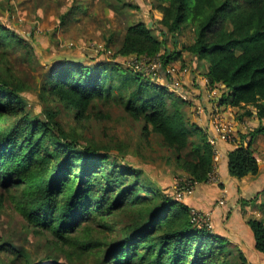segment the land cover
<instances>
[{
    "label": "trees",
    "instance_id": "obj_1",
    "mask_svg": "<svg viewBox=\"0 0 264 264\" xmlns=\"http://www.w3.org/2000/svg\"><path fill=\"white\" fill-rule=\"evenodd\" d=\"M159 1L163 38L144 22L129 25L117 54L159 58L164 70L172 60L184 61L183 51L208 61L210 84L228 90L222 102L256 106L260 124L250 136L263 132L264 0ZM187 23L196 32L194 41L181 50L167 48V33L177 36ZM18 46L31 63L34 49L0 24V190L27 227L68 257L90 256L94 264H247L242 252L237 263L220 235L192 221L191 204L146 186L141 171L98 151L86 133V124L101 114L93 109L98 102L119 104L144 122L146 134L162 137L191 182L206 183L214 169L212 147L202 129L188 127L185 101L133 67L65 58L34 86L45 105L42 116L28 108L24 92L31 87L10 65L9 50ZM159 73L169 81L170 73ZM63 110L74 113L70 128L60 117ZM193 132L200 141L191 142ZM228 168L239 178L259 172L251 141L228 152ZM121 215L131 220L122 225ZM249 224L264 253V219L251 217ZM0 264L46 263L0 241Z\"/></svg>",
    "mask_w": 264,
    "mask_h": 264
},
{
    "label": "rangeland",
    "instance_id": "obj_2",
    "mask_svg": "<svg viewBox=\"0 0 264 264\" xmlns=\"http://www.w3.org/2000/svg\"><path fill=\"white\" fill-rule=\"evenodd\" d=\"M162 18L159 0H0V24L11 29L34 49V59L31 63L26 61L25 49L19 46L9 50V61L14 71L31 87L24 92L28 108L42 116L45 105L39 101L34 86L42 81L51 66L62 59L70 58L87 65L105 61L132 67L131 62L137 58L136 55L125 57L117 54L127 27L144 22L155 36L162 39V30L166 31L161 23ZM195 34L194 29L187 23L177 36L167 33L166 47L170 50H181L184 45L194 41ZM183 59L184 61L179 58L172 60L165 70L160 59L146 62L145 75H151L153 83L169 86V91H173L185 101L183 111L188 120V127L191 130L195 127L202 129L203 141L212 144L215 119L226 118L225 107L230 103L222 102V98L216 99L214 103L219 105L212 113L206 112L202 99H197L195 95L197 87L191 82L190 76L194 70L197 75H202L204 89L213 97L227 93L228 90L224 85L213 87L210 84L206 75L208 61L199 60L196 63L197 57L188 51H183ZM5 68L6 65H3V69ZM168 71L169 81L159 73L165 74ZM242 108L243 113L251 109L247 106ZM93 109L101 114L86 124V133L96 140L98 151H108L112 160L116 159L122 165L141 171V178L146 186L163 191L206 212L211 218L212 231L228 243L237 263H241L237 255L242 252L247 264H264V255L263 258L257 256L254 232L249 230V219L254 216L253 213L248 210L243 217H234L227 230L223 217L219 214L212 215L216 205H219L215 189L221 184L196 181L191 184V176L177 162L173 150L163 145L162 137L155 132L146 134L143 129L144 122L133 119L119 104L98 102ZM254 109L257 110L256 106ZM241 111L243 110L239 112ZM73 114L64 110L60 114L68 128L74 125ZM259 124L253 127H258ZM260 137L264 144V135ZM200 140L199 134L193 132L191 142ZM217 144L219 145V141ZM191 151L190 143L185 154L190 155ZM214 163L217 164L214 166L218 171L221 160ZM179 188L185 190L184 199L176 197ZM202 192H205V196ZM2 193L5 197L0 201L1 242L27 251L31 260L36 263L44 261L50 264L59 261L66 264H94L93 257L70 258L64 251L47 241L45 236L37 235L27 227L26 221L13 208L7 195L0 190V194ZM257 195L258 192H253V197ZM263 195L264 193L261 194ZM256 217L264 219V215ZM118 220L124 225L131 220V216L121 215ZM231 231H237V234ZM225 232L227 236L222 235Z\"/></svg>",
    "mask_w": 264,
    "mask_h": 264
},
{
    "label": "crops",
    "instance_id": "obj_3",
    "mask_svg": "<svg viewBox=\"0 0 264 264\" xmlns=\"http://www.w3.org/2000/svg\"><path fill=\"white\" fill-rule=\"evenodd\" d=\"M197 61L199 62V60H196V63ZM193 72L194 73L191 74L190 78L191 82L197 87L195 95L197 99L199 97L202 99L203 104L205 105V111L210 114L214 111L215 107L219 105L217 103H214V100L216 102V99L219 100V98H222L223 94L215 95L213 97L212 94H209L208 91L204 89L205 83L203 76L197 75V73H195V70ZM223 107L224 106L222 105L221 108ZM242 107L233 105L231 106V104H227L224 113L226 119L234 124L235 132L237 134L240 133L241 136H244L246 129L245 125H242L243 121L245 120V123H248L253 127L255 124L260 123V120L257 115V110L254 109V105H247L249 109L253 108L252 110H248L252 112V114H248V111L243 113L244 109ZM240 110L243 111L239 112ZM246 117H248L249 119H246ZM261 122L262 124H264V120H262ZM261 135H264V131L258 132L254 137L251 136L250 140L251 146L254 149V155L259 162L260 170L257 174L250 173L241 178L232 176L229 173L228 168V152L232 150L235 145L226 141L219 142V147L223 153L222 160L218 168V176L220 177L221 186H217V189H215V193L218 195V199L224 197V202L220 205H216V208H214L215 210L213 211L212 215L217 216V214H219L220 217L222 216L224 227H226V229L229 228L228 226L230 225V221H234V217L236 219L239 218L238 216L243 217V214L248 213V210L254 214V216L252 217L256 219H261L256 216L264 215V195L261 196V194L264 193V144H262L261 142ZM253 192H258V195L253 197ZM202 193V195L205 196V192ZM249 230L250 232H253L251 228ZM245 231L247 232V229H245ZM231 232L233 234H237V231ZM226 234V232L222 233V235L224 236H227ZM263 255L264 253L258 250V258H263Z\"/></svg>",
    "mask_w": 264,
    "mask_h": 264
},
{
    "label": "built area",
    "instance_id": "obj_4",
    "mask_svg": "<svg viewBox=\"0 0 264 264\" xmlns=\"http://www.w3.org/2000/svg\"><path fill=\"white\" fill-rule=\"evenodd\" d=\"M155 61H158L159 58L153 59ZM146 62H150V59L148 58H135L134 61L131 62V65L133 68L137 69V70H141L144 71L145 68V64ZM159 70V69H158ZM167 73H170L169 71ZM214 132L212 137L214 138L211 147L214 153V161L217 163L220 160H222V156L223 153L219 147V145L217 144V141H226L229 143L234 144L235 146L242 144L244 146H248L249 142L251 140V136H250V132L244 134V136H241L240 133L237 134L235 132V126L233 123H231L229 120H227L226 118L220 117L215 119V123H214ZM242 125H245V129L246 130H253L254 127L250 126L248 123H245V120L243 121ZM241 136V137H240ZM243 138V139H242ZM208 182H213L214 184H220V178L218 176V171L217 168L214 166V169L212 170V172L209 174V178H208ZM193 182H191L192 184ZM190 184V185H191ZM191 187H193L191 185ZM191 187L188 189L190 190ZM176 197L180 198V199H184V195H185V190H183L182 188L177 189L176 191ZM190 192V191H189ZM224 202V198L221 197L218 199V203L219 205L222 204ZM191 214H192V221L198 225L199 227H203L206 226L209 229L213 228V225L211 223V218L209 217V215L206 212H203L199 209H197L194 206H191Z\"/></svg>",
    "mask_w": 264,
    "mask_h": 264
},
{
    "label": "bare ground",
    "instance_id": "obj_5",
    "mask_svg": "<svg viewBox=\"0 0 264 264\" xmlns=\"http://www.w3.org/2000/svg\"><path fill=\"white\" fill-rule=\"evenodd\" d=\"M215 164V163H214ZM215 165H217V164H215ZM220 178V177H219Z\"/></svg>",
    "mask_w": 264,
    "mask_h": 264
}]
</instances>
